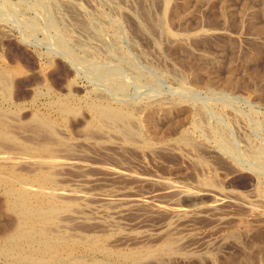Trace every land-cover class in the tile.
<instances>
[{"label": "rangeland", "instance_id": "374dc122", "mask_svg": "<svg viewBox=\"0 0 264 264\" xmlns=\"http://www.w3.org/2000/svg\"><path fill=\"white\" fill-rule=\"evenodd\" d=\"M148 263L264 264V0H0V264Z\"/></svg>", "mask_w": 264, "mask_h": 264}, {"label": "bare ground", "instance_id": "6f19581e", "mask_svg": "<svg viewBox=\"0 0 264 264\" xmlns=\"http://www.w3.org/2000/svg\"><path fill=\"white\" fill-rule=\"evenodd\" d=\"M150 261V260H149ZM149 264V263H148Z\"/></svg>", "mask_w": 264, "mask_h": 264}]
</instances>
